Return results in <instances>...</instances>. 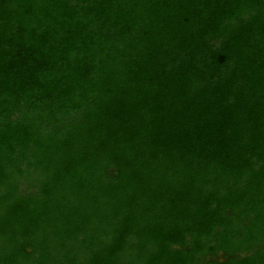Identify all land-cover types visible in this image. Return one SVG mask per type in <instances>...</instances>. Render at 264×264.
<instances>
[{
    "label": "trees",
    "instance_id": "1",
    "mask_svg": "<svg viewBox=\"0 0 264 264\" xmlns=\"http://www.w3.org/2000/svg\"><path fill=\"white\" fill-rule=\"evenodd\" d=\"M0 264H264V0H0Z\"/></svg>",
    "mask_w": 264,
    "mask_h": 264
}]
</instances>
